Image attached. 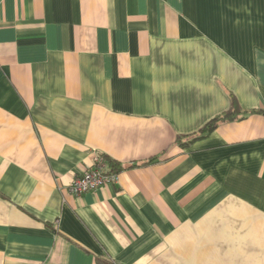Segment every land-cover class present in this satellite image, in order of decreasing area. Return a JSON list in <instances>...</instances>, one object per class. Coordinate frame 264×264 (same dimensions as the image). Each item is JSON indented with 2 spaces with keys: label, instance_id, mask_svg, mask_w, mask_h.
Returning a JSON list of instances; mask_svg holds the SVG:
<instances>
[{
  "label": "crops",
  "instance_id": "obj_1",
  "mask_svg": "<svg viewBox=\"0 0 264 264\" xmlns=\"http://www.w3.org/2000/svg\"><path fill=\"white\" fill-rule=\"evenodd\" d=\"M0 264H264V0H0Z\"/></svg>",
  "mask_w": 264,
  "mask_h": 264
},
{
  "label": "built area",
  "instance_id": "obj_2",
  "mask_svg": "<svg viewBox=\"0 0 264 264\" xmlns=\"http://www.w3.org/2000/svg\"><path fill=\"white\" fill-rule=\"evenodd\" d=\"M117 182L116 173L106 172V162L101 156L94 159V163L86 168L81 175L76 176L67 187V192L79 196L86 192L96 191L102 187Z\"/></svg>",
  "mask_w": 264,
  "mask_h": 264
},
{
  "label": "trees",
  "instance_id": "obj_3",
  "mask_svg": "<svg viewBox=\"0 0 264 264\" xmlns=\"http://www.w3.org/2000/svg\"><path fill=\"white\" fill-rule=\"evenodd\" d=\"M234 109L235 107L224 113H221L215 116L214 118L209 120L202 128H200L198 131L194 133L179 136L178 145L180 147H187L188 145L193 143L195 140L207 136L210 132H212L217 127L219 123L226 122V121L227 122L233 121L237 119L238 117L236 116V109L235 110ZM104 158H105L106 165H107V169H106L107 173H117L120 170L125 169V167L121 165L120 163L112 159H108L106 157ZM149 162H151V160H148L146 163H143V164H147ZM132 166L134 165H130L129 167H132Z\"/></svg>",
  "mask_w": 264,
  "mask_h": 264
}]
</instances>
